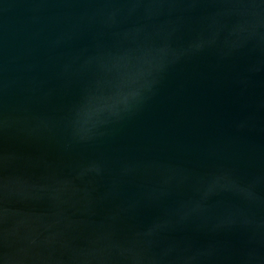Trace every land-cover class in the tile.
Wrapping results in <instances>:
<instances>
[{"label": "water", "instance_id": "water-1", "mask_svg": "<svg viewBox=\"0 0 264 264\" xmlns=\"http://www.w3.org/2000/svg\"><path fill=\"white\" fill-rule=\"evenodd\" d=\"M0 264H264V0H0Z\"/></svg>", "mask_w": 264, "mask_h": 264}]
</instances>
